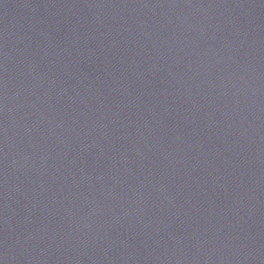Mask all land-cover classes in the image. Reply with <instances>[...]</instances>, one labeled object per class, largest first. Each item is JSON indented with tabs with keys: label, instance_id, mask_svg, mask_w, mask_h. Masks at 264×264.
Listing matches in <instances>:
<instances>
[{
	"label": "water",
	"instance_id": "1",
	"mask_svg": "<svg viewBox=\"0 0 264 264\" xmlns=\"http://www.w3.org/2000/svg\"><path fill=\"white\" fill-rule=\"evenodd\" d=\"M0 264H264V0H0Z\"/></svg>",
	"mask_w": 264,
	"mask_h": 264
}]
</instances>
